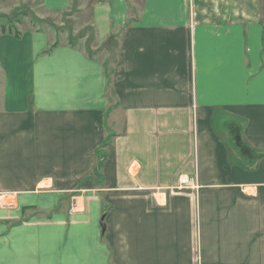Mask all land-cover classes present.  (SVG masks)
I'll use <instances>...</instances> for the list:
<instances>
[{
    "label": "crops",
    "instance_id": "crops-1",
    "mask_svg": "<svg viewBox=\"0 0 264 264\" xmlns=\"http://www.w3.org/2000/svg\"><path fill=\"white\" fill-rule=\"evenodd\" d=\"M39 2L117 53L0 35V264H264V0Z\"/></svg>",
    "mask_w": 264,
    "mask_h": 264
},
{
    "label": "rangeland",
    "instance_id": "rangeland-1",
    "mask_svg": "<svg viewBox=\"0 0 264 264\" xmlns=\"http://www.w3.org/2000/svg\"><path fill=\"white\" fill-rule=\"evenodd\" d=\"M142 0H132V8L138 10ZM49 13L44 11L39 0H0V35L3 30H9L11 34L15 31L41 30L57 40L60 44L69 42L81 48L87 54L107 60L109 70L112 61L116 56V50L112 43H98L94 38V32L90 26L89 12H74L70 15ZM6 34V33H5ZM82 35L87 40L82 39ZM2 92V78L0 74V98ZM99 155H106V150H100Z\"/></svg>",
    "mask_w": 264,
    "mask_h": 264
},
{
    "label": "trees",
    "instance_id": "trees-1",
    "mask_svg": "<svg viewBox=\"0 0 264 264\" xmlns=\"http://www.w3.org/2000/svg\"><path fill=\"white\" fill-rule=\"evenodd\" d=\"M76 3H77V0H71V7H72V9H74L75 8V6H76ZM5 33H10L11 34V32L8 30H3L2 32H1V34H5ZM13 35L15 36V37H18L19 35H20V33L19 32H17V31H15L14 33H13ZM110 42V41H109ZM112 42V41H111ZM110 42V43H111ZM58 45V41H56L55 43H53L45 52L46 53H48V52H50L53 48H55L56 46ZM69 45L70 46H72V47H74V45L72 44V43H70L69 42ZM104 67H105V75H106V81H107V83H106V85H107V89H106V92H107V94H109V93H111V91H110V73H111V70H108L107 69V63H105L104 64ZM109 92V93H108ZM97 156L99 157V158H102V157H104V156H102V155H99V152L97 153Z\"/></svg>",
    "mask_w": 264,
    "mask_h": 264
},
{
    "label": "water",
    "instance_id": "water-1",
    "mask_svg": "<svg viewBox=\"0 0 264 264\" xmlns=\"http://www.w3.org/2000/svg\"><path fill=\"white\" fill-rule=\"evenodd\" d=\"M99 224L102 228V230L104 229V223H103V217H101L100 221H99Z\"/></svg>",
    "mask_w": 264,
    "mask_h": 264
}]
</instances>
